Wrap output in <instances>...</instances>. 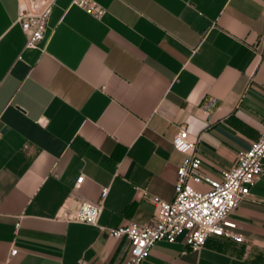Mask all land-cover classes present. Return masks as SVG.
Returning <instances> with one entry per match:
<instances>
[{"label":"crops","instance_id":"obj_1","mask_svg":"<svg viewBox=\"0 0 264 264\" xmlns=\"http://www.w3.org/2000/svg\"><path fill=\"white\" fill-rule=\"evenodd\" d=\"M93 1L57 0L32 49L0 0V264H122L110 230L174 200L182 127L211 178L264 132V0ZM104 188L99 227L60 217ZM233 217L246 243L162 241L144 264H264V174Z\"/></svg>","mask_w":264,"mask_h":264},{"label":"built area","instance_id":"obj_2","mask_svg":"<svg viewBox=\"0 0 264 264\" xmlns=\"http://www.w3.org/2000/svg\"><path fill=\"white\" fill-rule=\"evenodd\" d=\"M17 1V22L27 36L26 48L38 49L46 38L57 0ZM73 5L98 18L106 13L93 0H73ZM173 146L185 155L177 169L174 200L155 199L154 220L150 224L130 223L110 230L115 239H125L128 243L127 256L122 264H144L155 245L162 241L182 242L188 251L193 252L203 249L212 238L246 243L240 233L241 225L233 216L264 174V132L249 150L238 153L233 167L223 171L220 178H211L202 172L197 141L191 138L187 127H182L175 136ZM83 181L82 176L78 184ZM108 192L109 188H104L100 202H81L75 209L65 203L60 209V217L69 222L99 227ZM20 226L19 221L16 232ZM17 254L18 249L14 247L10 257Z\"/></svg>","mask_w":264,"mask_h":264}]
</instances>
